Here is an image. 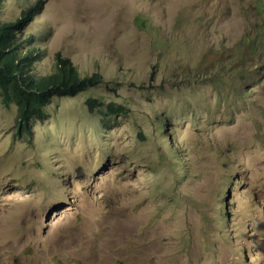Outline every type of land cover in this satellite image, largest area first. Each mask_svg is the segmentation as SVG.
I'll return each instance as SVG.
<instances>
[{
  "label": "rangeland",
  "instance_id": "1",
  "mask_svg": "<svg viewBox=\"0 0 264 264\" xmlns=\"http://www.w3.org/2000/svg\"><path fill=\"white\" fill-rule=\"evenodd\" d=\"M38 1L37 71L59 53L104 81L53 95L31 137L0 100V264H264V0H4L0 20Z\"/></svg>",
  "mask_w": 264,
  "mask_h": 264
},
{
  "label": "trees",
  "instance_id": "2",
  "mask_svg": "<svg viewBox=\"0 0 264 264\" xmlns=\"http://www.w3.org/2000/svg\"><path fill=\"white\" fill-rule=\"evenodd\" d=\"M42 11L43 1H38L14 21L0 20V100L5 106H16V134L20 137L33 136L32 123L45 117V107L53 95L72 96L104 81L101 73L79 75L71 61L59 53L53 56L50 73L37 71L40 49L33 44V34H24L23 30ZM254 43L255 39H248L247 53L254 49ZM88 102L92 107L95 100L90 98ZM108 108L116 114L124 109L114 103Z\"/></svg>",
  "mask_w": 264,
  "mask_h": 264
}]
</instances>
